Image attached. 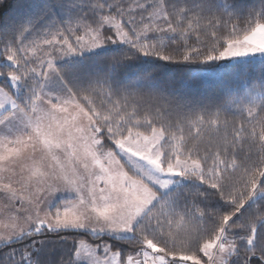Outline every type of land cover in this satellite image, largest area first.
<instances>
[{"label":"snow or ice","instance_id":"1","mask_svg":"<svg viewBox=\"0 0 264 264\" xmlns=\"http://www.w3.org/2000/svg\"><path fill=\"white\" fill-rule=\"evenodd\" d=\"M0 264H264V0H0Z\"/></svg>","mask_w":264,"mask_h":264},{"label":"trees","instance_id":"2","mask_svg":"<svg viewBox=\"0 0 264 264\" xmlns=\"http://www.w3.org/2000/svg\"><path fill=\"white\" fill-rule=\"evenodd\" d=\"M6 10H7V5L4 8H0V16L5 15Z\"/></svg>","mask_w":264,"mask_h":264}]
</instances>
